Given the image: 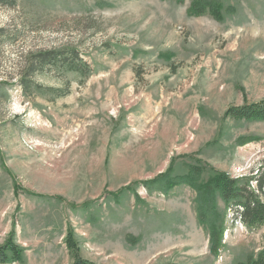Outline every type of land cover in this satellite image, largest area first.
Returning <instances> with one entry per match:
<instances>
[{
  "label": "rangeland",
  "instance_id": "obj_1",
  "mask_svg": "<svg viewBox=\"0 0 264 264\" xmlns=\"http://www.w3.org/2000/svg\"><path fill=\"white\" fill-rule=\"evenodd\" d=\"M193 1L0 0V244L23 249L0 264H72L69 231L101 264L264 251V225L216 195L214 255L197 214L215 172L255 192L264 176V120L224 115L264 98V0H201L219 18Z\"/></svg>",
  "mask_w": 264,
  "mask_h": 264
},
{
  "label": "trees",
  "instance_id": "obj_2",
  "mask_svg": "<svg viewBox=\"0 0 264 264\" xmlns=\"http://www.w3.org/2000/svg\"><path fill=\"white\" fill-rule=\"evenodd\" d=\"M218 5L216 3L215 6L211 5L208 9L209 6L206 3L201 0H194L188 10V14L199 16L209 11L214 18H219ZM38 59L33 63H37ZM224 115L233 119L264 120V98L256 101L244 100L241 105L228 107ZM198 174L199 172H191L184 176V180L180 181H186L189 184ZM256 180L258 192L243 185L241 179L231 178L225 172H215L200 188V197L197 202L198 220L208 230L209 236H211V248H213L212 253L214 255L217 254L221 247L220 240L223 231L222 224L216 215V209L214 211V198L216 195L227 206L233 205L236 207L237 215L246 226L258 228L264 225V200L260 197L264 196V176L258 177ZM180 181H174L169 173H164L152 182L164 183L166 186L160 187V189L168 190ZM65 244L72 256V264H101L80 255L79 246L71 231L65 236ZM22 257L23 249L15 242L14 233H10L8 239L3 244H0V262H17L21 261ZM250 264H264V251H261Z\"/></svg>",
  "mask_w": 264,
  "mask_h": 264
}]
</instances>
